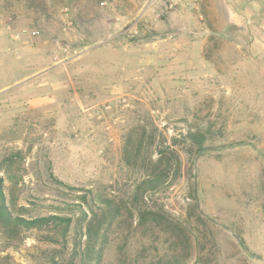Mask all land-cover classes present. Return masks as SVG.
Returning <instances> with one entry per match:
<instances>
[{"label":"rangeland","instance_id":"rangeland-1","mask_svg":"<svg viewBox=\"0 0 264 264\" xmlns=\"http://www.w3.org/2000/svg\"><path fill=\"white\" fill-rule=\"evenodd\" d=\"M177 1L0 0V162L23 153L17 185L0 168L8 205L78 217L89 191L96 207L127 199L126 141L157 129L180 172L155 199L191 231L190 264H264V4ZM76 222L67 251L37 230L17 245L0 233V264L69 259ZM142 233L122 222L103 264L148 261Z\"/></svg>","mask_w":264,"mask_h":264},{"label":"trees","instance_id":"trees-1","mask_svg":"<svg viewBox=\"0 0 264 264\" xmlns=\"http://www.w3.org/2000/svg\"><path fill=\"white\" fill-rule=\"evenodd\" d=\"M58 1L68 5L72 0ZM156 130L153 129L148 135L146 129H143L136 136L128 137L126 141L125 165L129 170L137 171L139 174L134 190L127 195V199L106 198L102 200L104 207H96L93 192L89 191L79 197L88 211L82 207L83 205H79L78 217L54 214L27 219L22 215H16L11 209L14 208L15 202L11 200V207L8 205L5 179L0 176L2 238L10 244L17 245L22 242L25 231L37 230L45 233L42 241L52 244L62 243L67 251L68 236L75 221H78L76 222L78 238L85 240L75 239L69 259L61 261L55 255L51 258L50 264H103L105 249L112 233L118 232L122 222L125 221L134 233L138 230L143 232L140 236L144 242L143 246L146 247L148 243L152 250L149 260H143V264H190L193 260V255L189 251L193 247L191 231L165 209L164 203L158 204L155 199L158 192L170 189L177 176L175 172L177 174L180 172L178 168L180 154L175 150V142L167 145L164 138L158 142L159 135ZM183 138L191 147L200 148L204 144L203 137L193 131H189ZM22 154V152L17 153L0 162V168H4L7 179L12 185H17L19 178H22L20 171L14 172L18 164L17 160L20 161ZM19 168L20 166L18 170ZM196 242L199 243L197 240ZM118 260L120 264H128L129 256L124 253V258L120 257Z\"/></svg>","mask_w":264,"mask_h":264},{"label":"built area","instance_id":"built-area-1","mask_svg":"<svg viewBox=\"0 0 264 264\" xmlns=\"http://www.w3.org/2000/svg\"><path fill=\"white\" fill-rule=\"evenodd\" d=\"M171 3L169 5V9H173L178 5V1L177 0H169ZM261 3L264 4V0H259ZM192 5H197V0H192Z\"/></svg>","mask_w":264,"mask_h":264},{"label":"water","instance_id":"water-1","mask_svg":"<svg viewBox=\"0 0 264 264\" xmlns=\"http://www.w3.org/2000/svg\"><path fill=\"white\" fill-rule=\"evenodd\" d=\"M197 184H196V194H197ZM256 259H259V260H264V258H262V257H259V256H254Z\"/></svg>","mask_w":264,"mask_h":264}]
</instances>
